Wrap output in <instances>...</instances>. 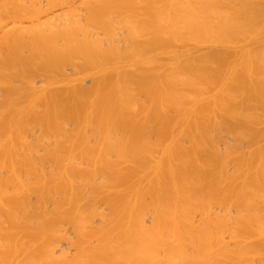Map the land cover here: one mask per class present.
<instances>
[{
	"label": "bare ground",
	"instance_id": "obj_1",
	"mask_svg": "<svg viewBox=\"0 0 264 264\" xmlns=\"http://www.w3.org/2000/svg\"><path fill=\"white\" fill-rule=\"evenodd\" d=\"M0 264H264V0H0Z\"/></svg>",
	"mask_w": 264,
	"mask_h": 264
},
{
	"label": "rangeland",
	"instance_id": "obj_2",
	"mask_svg": "<svg viewBox=\"0 0 264 264\" xmlns=\"http://www.w3.org/2000/svg\"><path fill=\"white\" fill-rule=\"evenodd\" d=\"M89 85V84H88Z\"/></svg>",
	"mask_w": 264,
	"mask_h": 264
}]
</instances>
